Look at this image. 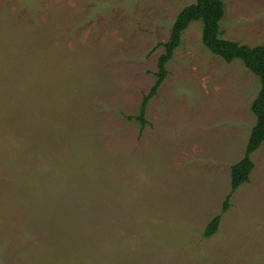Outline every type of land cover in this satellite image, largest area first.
I'll return each mask as SVG.
<instances>
[{
    "label": "rangeland",
    "instance_id": "1",
    "mask_svg": "<svg viewBox=\"0 0 264 264\" xmlns=\"http://www.w3.org/2000/svg\"><path fill=\"white\" fill-rule=\"evenodd\" d=\"M195 0H0V264H264V141L230 192L258 79L182 32ZM220 37L264 45V0H222Z\"/></svg>",
    "mask_w": 264,
    "mask_h": 264
},
{
    "label": "trees",
    "instance_id": "2",
    "mask_svg": "<svg viewBox=\"0 0 264 264\" xmlns=\"http://www.w3.org/2000/svg\"><path fill=\"white\" fill-rule=\"evenodd\" d=\"M224 15V4L222 0H195L192 4L184 6L176 15L170 29L168 39L158 43L163 47L156 62L154 83L147 94L143 95L136 116H128L138 122L140 131L147 121L145 109L151 97L156 95L157 89L167 75L166 63L172 58L174 49L180 43L182 32L191 22H201V41L212 54L220 56L225 62L230 63L234 59L242 62L259 82V89L251 102L250 110L255 117L254 125L251 127L243 156L230 167V192L223 201L221 212L211 218L205 226L203 235L208 237L215 233L221 213L228 208L230 195L243 183L248 182L249 175L253 169L251 154L254 153L264 141V45L249 46L236 41L220 37L219 24Z\"/></svg>",
    "mask_w": 264,
    "mask_h": 264
}]
</instances>
